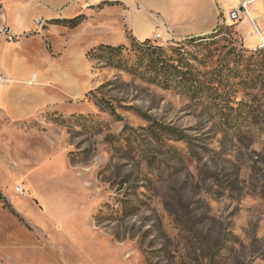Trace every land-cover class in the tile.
<instances>
[{
    "label": "rangeland",
    "instance_id": "374dc122",
    "mask_svg": "<svg viewBox=\"0 0 264 264\" xmlns=\"http://www.w3.org/2000/svg\"><path fill=\"white\" fill-rule=\"evenodd\" d=\"M235 8L0 0V264H264V43Z\"/></svg>",
    "mask_w": 264,
    "mask_h": 264
},
{
    "label": "crops",
    "instance_id": "0c3cea01",
    "mask_svg": "<svg viewBox=\"0 0 264 264\" xmlns=\"http://www.w3.org/2000/svg\"><path fill=\"white\" fill-rule=\"evenodd\" d=\"M251 1V0H249ZM260 0H255L252 3L250 2L249 5H252L253 3H259ZM263 1V0H262ZM220 2L223 4L224 8L228 9L231 6L235 5L237 6L238 0H220ZM234 9L229 11V14L233 12ZM253 11V10H252ZM254 16H251V18L257 19V23H259V17L258 13L254 11ZM263 14V13H262ZM240 30L242 32L243 38L246 42L252 43V45H260L262 41H264V27L259 26L261 29L260 33L253 32L252 26L248 23V18L244 17V20L240 24ZM204 33V32H202ZM200 34V33H199Z\"/></svg>",
    "mask_w": 264,
    "mask_h": 264
},
{
    "label": "trees",
    "instance_id": "16d2710c",
    "mask_svg": "<svg viewBox=\"0 0 264 264\" xmlns=\"http://www.w3.org/2000/svg\"><path fill=\"white\" fill-rule=\"evenodd\" d=\"M193 39V37H190ZM149 43V39H147L145 42H143V44H148ZM118 48V47H117ZM105 49H109V50H113L114 47L113 46H110V45H107V44H99L97 47L93 48L90 50L89 53H92V55H96L97 53H101L103 52ZM148 49L149 51L154 54L155 56L154 57H157V52L159 50H161L160 46H151L149 45L148 46ZM156 58H154L155 60ZM161 70H159L158 72H156V77H158V80H160L161 82H164V83H170V80H169V74L167 75L166 73V69H162L160 68ZM156 71V70H155ZM160 76V77H159Z\"/></svg>",
    "mask_w": 264,
    "mask_h": 264
},
{
    "label": "built area",
    "instance_id": "2783aa9c",
    "mask_svg": "<svg viewBox=\"0 0 264 264\" xmlns=\"http://www.w3.org/2000/svg\"><path fill=\"white\" fill-rule=\"evenodd\" d=\"M249 4H250L249 0H238L236 8L230 14L231 18L237 19V18H240L241 16H247ZM263 6H264V0H263ZM250 24H251V26L255 32L260 33V28L257 24V21L254 18L250 17ZM153 39L154 40H160L161 35L159 33H154Z\"/></svg>",
    "mask_w": 264,
    "mask_h": 264
},
{
    "label": "bare ground",
    "instance_id": "6f19581e",
    "mask_svg": "<svg viewBox=\"0 0 264 264\" xmlns=\"http://www.w3.org/2000/svg\"><path fill=\"white\" fill-rule=\"evenodd\" d=\"M253 1H255V0H251L250 2L252 3ZM251 16H252V14H251L250 10H248V15L247 16H243V17L250 18ZM263 43H264V41H263Z\"/></svg>",
    "mask_w": 264,
    "mask_h": 264
}]
</instances>
